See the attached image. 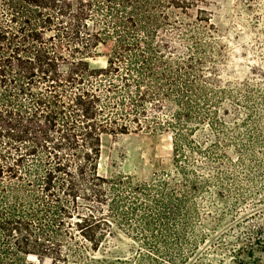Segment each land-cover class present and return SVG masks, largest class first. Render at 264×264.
<instances>
[{"label":"trees","instance_id":"16d2710c","mask_svg":"<svg viewBox=\"0 0 264 264\" xmlns=\"http://www.w3.org/2000/svg\"><path fill=\"white\" fill-rule=\"evenodd\" d=\"M203 5L0 0V264L81 258L115 229L145 264L184 263L196 199L238 186L264 148V91L222 80ZM101 47L106 65L92 67ZM142 133L172 138L173 168L101 176L103 137Z\"/></svg>","mask_w":264,"mask_h":264},{"label":"rangeland","instance_id":"374dc122","mask_svg":"<svg viewBox=\"0 0 264 264\" xmlns=\"http://www.w3.org/2000/svg\"><path fill=\"white\" fill-rule=\"evenodd\" d=\"M203 1L215 28V45L223 57L222 80L233 85L250 80L264 91V0ZM108 51L101 47L99 56L90 60L91 66L105 67ZM258 119L255 134L263 144L264 116ZM239 160L235 157L233 162L238 164ZM245 164L248 170L235 173L238 186L207 188L208 192L196 199L191 221L194 233L190 235L193 246L183 264H264V148L259 147L255 159ZM172 168L169 135L103 137L99 161L103 177L122 175L145 182L154 173ZM203 175L208 179L207 173ZM115 231L117 236L104 241L98 251L86 244L88 251L81 258L70 256L60 262L23 256L20 264H145L142 244Z\"/></svg>","mask_w":264,"mask_h":264}]
</instances>
